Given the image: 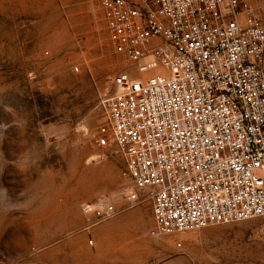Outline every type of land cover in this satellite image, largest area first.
Listing matches in <instances>:
<instances>
[{
    "label": "rangeland",
    "instance_id": "obj_1",
    "mask_svg": "<svg viewBox=\"0 0 264 264\" xmlns=\"http://www.w3.org/2000/svg\"><path fill=\"white\" fill-rule=\"evenodd\" d=\"M121 71L134 74L100 0H0V264H264V216L155 233L137 192L96 219V199L133 191L123 157L94 139Z\"/></svg>",
    "mask_w": 264,
    "mask_h": 264
},
{
    "label": "built area",
    "instance_id": "obj_2",
    "mask_svg": "<svg viewBox=\"0 0 264 264\" xmlns=\"http://www.w3.org/2000/svg\"><path fill=\"white\" fill-rule=\"evenodd\" d=\"M100 4L134 74L112 77L108 135L94 139L123 157L133 191L120 206L96 199V219L135 205L137 192L155 233L264 216V24L252 0Z\"/></svg>",
    "mask_w": 264,
    "mask_h": 264
},
{
    "label": "crops",
    "instance_id": "obj_3",
    "mask_svg": "<svg viewBox=\"0 0 264 264\" xmlns=\"http://www.w3.org/2000/svg\"><path fill=\"white\" fill-rule=\"evenodd\" d=\"M252 2L259 12L262 24H264V0H252Z\"/></svg>",
    "mask_w": 264,
    "mask_h": 264
}]
</instances>
